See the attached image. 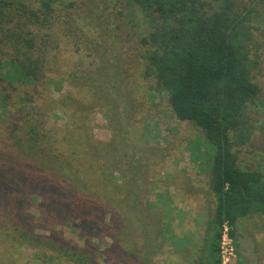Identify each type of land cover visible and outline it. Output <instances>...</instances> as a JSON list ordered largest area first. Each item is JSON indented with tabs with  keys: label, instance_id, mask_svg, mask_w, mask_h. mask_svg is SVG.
Returning a JSON list of instances; mask_svg holds the SVG:
<instances>
[{
	"label": "rangeland",
	"instance_id": "1",
	"mask_svg": "<svg viewBox=\"0 0 264 264\" xmlns=\"http://www.w3.org/2000/svg\"><path fill=\"white\" fill-rule=\"evenodd\" d=\"M33 1L12 0L5 6L11 20L0 30V40L8 46L10 40H38L47 54L44 77L38 85L15 87L0 80V107L2 98L10 96L6 103L12 112L5 117L0 108V141L9 139L8 127L15 122L20 126L23 118L32 119L35 107L42 113L45 135L40 147L47 152L34 161L24 152L27 144H21L20 159L30 158L46 171L50 164L57 172L76 176L79 171L78 183L92 189L88 191L94 192L96 205L127 200L128 229L122 242L127 264H138L140 258L145 264H197L198 255L207 253L216 203L208 168L213 149L201 128L178 119L167 93L143 75L146 48L141 40L152 30L150 18L128 0H63L55 5L50 24L43 26L30 17L29 10L38 11ZM235 8L250 15L260 61L255 78L264 106V0H235ZM10 56L1 44L0 61ZM261 118L264 123V115ZM240 159L264 170V128L242 148ZM67 160L72 163L67 165ZM16 165L1 164L0 173L14 171ZM12 192L16 200L20 193L27 224L33 221L31 210L36 213L33 225H40L33 234L55 233L57 239L63 236L70 244L84 246L77 224L39 219V198L33 201L25 191ZM73 217L78 223V215ZM10 230V241L8 234L0 236V264H74L56 251L24 243ZM224 235L222 260L224 256L235 264L241 257L243 264H264V212L240 218L235 237L228 226ZM92 242L104 250L107 264H113L112 238L104 235Z\"/></svg>",
	"mask_w": 264,
	"mask_h": 264
},
{
	"label": "trees",
	"instance_id": "2",
	"mask_svg": "<svg viewBox=\"0 0 264 264\" xmlns=\"http://www.w3.org/2000/svg\"><path fill=\"white\" fill-rule=\"evenodd\" d=\"M10 1L0 0V30L11 20L5 10ZM61 1L34 0L32 4L38 11L29 10L30 17L35 23L49 25L55 5ZM128 2L138 6L152 25L150 33L141 40L146 48L143 75L152 77L155 88L167 93L178 119L194 122L201 128L213 149L208 168L216 203L206 236L207 253L198 255L197 264H222L221 239L225 226L235 237L240 218L252 212H264V170L258 166L248 167L240 159L242 148L264 128L263 91L255 78L260 61L250 15L241 14L235 8V0ZM1 44L11 56L0 61V80L12 87L38 85L47 62V54L37 45L38 40L32 37L13 40V43L10 40L9 46L5 40H0ZM8 97L1 100L0 108L5 117L12 115L6 103ZM33 109L32 119L23 118L20 126L15 122L10 129L8 127L9 139L0 141V149L4 151L0 153V165L17 164L14 171L0 173V236L8 234L10 241L11 227L24 243L56 251L74 264H101L99 259L107 264L109 260L104 250L92 242L94 237L106 235L112 238L111 248L116 250L113 264H127L129 254L122 244L128 229L127 200L96 205L94 192H89L92 189L79 185L82 179L81 176L78 180L79 171L76 176L65 170L57 172L52 164L46 171L30 158H26V162L20 159L21 144H27L24 152H29L34 161L42 152H47L40 147L45 138L42 113ZM71 163L67 160V165ZM14 189L33 195V201L39 198L36 206L39 219L54 218L62 226L77 224L84 246L70 244L63 236L57 239L55 233L48 237L33 234L35 225H40H33L36 213L31 210L33 215L29 216L33 221L27 224L24 204L18 203L20 193H17L18 200L10 197ZM10 214L14 219H8ZM74 215H78V223ZM241 261L240 257L235 264H243ZM138 264L145 261L140 258Z\"/></svg>",
	"mask_w": 264,
	"mask_h": 264
},
{
	"label": "built area",
	"instance_id": "3",
	"mask_svg": "<svg viewBox=\"0 0 264 264\" xmlns=\"http://www.w3.org/2000/svg\"><path fill=\"white\" fill-rule=\"evenodd\" d=\"M226 229H227V226H225L224 233H225ZM224 233H223V235H224ZM223 238H226V234L223 236ZM223 247H224V245H223ZM222 264H231V263L230 262L228 263L227 260L223 256V263Z\"/></svg>",
	"mask_w": 264,
	"mask_h": 264
}]
</instances>
